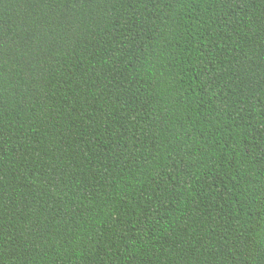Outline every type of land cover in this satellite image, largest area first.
<instances>
[{
  "label": "trees",
  "instance_id": "trees-1",
  "mask_svg": "<svg viewBox=\"0 0 264 264\" xmlns=\"http://www.w3.org/2000/svg\"><path fill=\"white\" fill-rule=\"evenodd\" d=\"M0 264H264V0H0Z\"/></svg>",
  "mask_w": 264,
  "mask_h": 264
}]
</instances>
